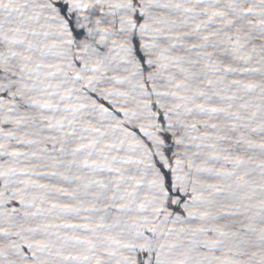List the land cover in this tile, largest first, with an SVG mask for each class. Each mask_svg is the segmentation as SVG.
Instances as JSON below:
<instances>
[{"label":"water","instance_id":"water-1","mask_svg":"<svg viewBox=\"0 0 264 264\" xmlns=\"http://www.w3.org/2000/svg\"><path fill=\"white\" fill-rule=\"evenodd\" d=\"M0 264H264V0H0Z\"/></svg>","mask_w":264,"mask_h":264}]
</instances>
